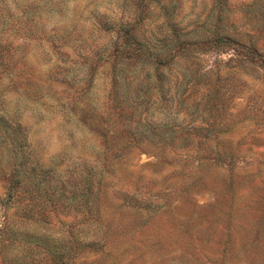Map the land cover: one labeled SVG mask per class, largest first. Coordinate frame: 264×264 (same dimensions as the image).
Returning a JSON list of instances; mask_svg holds the SVG:
<instances>
[{
  "label": "rangeland",
  "instance_id": "rangeland-1",
  "mask_svg": "<svg viewBox=\"0 0 264 264\" xmlns=\"http://www.w3.org/2000/svg\"><path fill=\"white\" fill-rule=\"evenodd\" d=\"M8 2L24 13L0 82L36 108L18 118L31 150L102 181L98 227L64 179L66 200L41 183L6 203L2 153L0 264H264V0ZM103 140L115 167L95 163Z\"/></svg>",
  "mask_w": 264,
  "mask_h": 264
},
{
  "label": "trees",
  "instance_id": "trees-1",
  "mask_svg": "<svg viewBox=\"0 0 264 264\" xmlns=\"http://www.w3.org/2000/svg\"><path fill=\"white\" fill-rule=\"evenodd\" d=\"M14 4L15 2L9 3L8 0H0V37L5 36V33L7 34L8 26L12 22L19 24L23 18L21 17L24 13L23 8H16V4ZM52 6L55 10L59 7L58 5ZM99 29L108 31L109 27L106 24H101ZM118 30L121 34L126 35L129 28L120 26ZM3 49H5V41H0V57L3 55ZM0 66L2 67L1 61ZM12 74L14 73L7 72L4 69L0 70V75L3 77H14ZM8 93L9 91L5 90V86L0 82V156L4 153L3 156L10 159L8 168L14 172L10 176L12 179L8 182L4 202L12 203L20 200L25 195L21 192L24 186L28 185L29 191L33 193L37 191L41 183L46 184V187L56 188L58 198L60 197L61 200H64L66 193L64 187L66 185L62 183H65L70 185L67 199L72 202L73 209L79 215H82V223L87 221L90 225L98 227L96 224H98L97 222L100 218L98 201L102 181L101 170H97L94 165L80 164L77 159L66 160V156L63 157L60 151L55 155V158L59 160L57 163L55 159V162L48 161L46 163L37 157L31 150L33 147L30 146L27 134L18 120L22 112L34 113L36 108L31 107V103L29 104L19 94L8 98ZM93 150L95 163L98 162L102 169L112 168L114 164L117 165L119 160H121L119 147L107 146L105 140ZM63 159L66 160V163L61 167L59 164L60 162L62 164ZM75 169L80 171H75ZM83 169L85 171H82ZM21 173L25 175L22 180L20 179ZM50 176H53V178ZM61 179H64L62 183ZM76 234L77 232L74 230L71 240L74 247L77 246Z\"/></svg>",
  "mask_w": 264,
  "mask_h": 264
}]
</instances>
